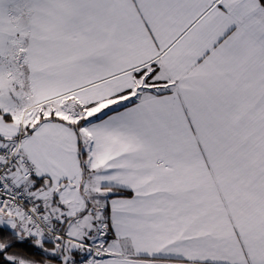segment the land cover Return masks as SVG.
Returning <instances> with one entry per match:
<instances>
[{
  "label": "snow or ice",
  "instance_id": "snow-or-ice-1",
  "mask_svg": "<svg viewBox=\"0 0 264 264\" xmlns=\"http://www.w3.org/2000/svg\"><path fill=\"white\" fill-rule=\"evenodd\" d=\"M0 264H264V0H0Z\"/></svg>",
  "mask_w": 264,
  "mask_h": 264
}]
</instances>
